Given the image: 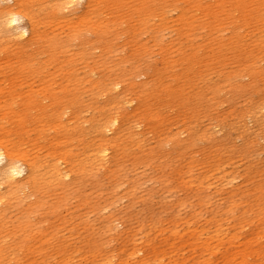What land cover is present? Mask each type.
<instances>
[{"label":"rangeland","instance_id":"374dc122","mask_svg":"<svg viewBox=\"0 0 264 264\" xmlns=\"http://www.w3.org/2000/svg\"><path fill=\"white\" fill-rule=\"evenodd\" d=\"M111 1L112 0H102L99 4L101 11L92 18L91 22L81 24L78 32L71 30L70 26L75 23L77 16L83 12L84 2L73 6L69 10L66 9L58 13V16H64L61 19H59V17L49 21L46 17H40L38 30L41 34L39 38L27 44V46L18 53L10 51L11 46L7 45L8 43L5 38L0 42V105L3 104L6 99L13 98L11 106L13 112H15L13 114L4 115L0 111V144L2 146L8 149L11 147L9 150L13 148L15 150L14 153L18 156L24 155L26 158L32 157L35 160L47 158V156L50 155V146L47 141L49 134L56 133L58 135V133L65 130L67 127L63 125V123H66L68 126H72L76 123L73 119L72 110L63 107L64 102L69 98H72L73 105L83 101V105L78 112L80 116L78 122L85 127L82 125L79 126L82 135H75L72 137V144L69 145L67 151L76 153L80 151L87 142H91L90 137H96L91 125V123H93L91 117L94 115L97 108L100 110V106L112 116L118 115L120 117L119 123L123 124L121 126L122 129L117 131V134L112 132V130L105 134L104 139L106 140L103 141V144L108 149L107 157H103L100 161L97 157L93 156L86 158L85 163L79 166L84 170L83 173H77L74 170H77V167L74 166V162L60 161V166L70 168L71 173L70 176L65 179V181L70 182V184L66 189L64 188L67 195L64 199V206H62L60 210V215H63L59 216V219L57 217L56 220V217L51 213L53 205L56 203L57 196L61 195L62 189L59 184L48 186L47 189H44L38 195H32V191L26 189V193L29 195L24 197L18 205L14 204L12 199L8 201L7 206H10L9 209L4 212L5 214L0 215V228L2 229L11 227V224L15 223L17 218L20 222L23 218L25 219V217L22 216V212L30 207L29 203L34 201V196L42 197L44 205L43 208H40L36 213V220H39L41 223L38 221L37 227L33 229L34 231H30L29 237H33V247L31 249L29 247L27 250L23 251L14 248L17 238L11 234H7L5 231H0V246L2 252L0 255V264H7V259L10 257L11 259L9 261L11 263L8 261V264H28V262H31L33 259V257H30L33 253L37 254V264H58L57 262H59V264H101L102 261L104 262L102 264H106L107 260H109L108 263L111 264H121V261H124L125 258V260L132 261L133 259L137 260L141 258L142 255L148 256V258L149 256L153 257V250L151 248L153 246H150L153 245V243L158 245L159 249L162 248V252L168 250L166 253L163 252V254H165V262L168 259H176L180 262L185 261L187 262L186 264H193L194 262L195 264H207L208 262L203 263V261L209 256L210 251L207 252V249H203L201 246V248H199V246L197 247L195 244L200 245L199 243H201V241L208 240V242L213 241L210 243L215 246L221 240L219 239V241H217L219 236L222 238L221 241L224 240L226 242V235H228V233L238 234L239 240L243 242L245 238L254 237L253 235L258 230L262 229V231H264V203H262L264 202V113L259 111L264 101V0H253L254 2H252V0H223L225 3L224 9L216 17H214L212 13H207V11L210 10L209 7H214V0H193L199 5V9H196L197 7H194L191 1L174 0L169 6L164 7V5L168 3L167 0H153V15L148 19L146 26L135 30L136 22H128L125 16L122 15L121 20L112 18V20L109 21L110 28L102 38L100 33L104 31L103 27L99 25V20H102L101 16L103 19H108L109 15H111V10L109 9L110 4H107V2ZM260 2L262 4L259 6ZM10 3L12 4V2ZM137 4L138 0L136 5ZM163 7V12H161ZM117 9L121 13L124 12L122 6L119 4L117 5ZM185 16L186 18L182 19V17ZM186 19L191 20L188 22V27V20ZM94 20L96 21L94 22ZM92 23L99 25V27L92 25ZM22 25H28V20L23 19ZM160 27H163V29L158 31ZM51 42H53V44H50ZM63 42L66 43L64 47L61 46ZM139 45L144 46V49L139 48ZM169 45L170 48H168ZM3 49L5 50L2 52ZM82 52H84V57L82 56ZM181 58L184 59L181 60ZM26 60H28L30 65L29 68L21 66L24 63L23 61ZM96 82L99 83L98 88L103 86L109 88L105 89L107 93L98 92V88H94ZM114 83H117V85L115 86ZM171 87L179 88L182 93H179V96L175 95V92H171ZM30 92H33L32 101L28 97V93ZM10 93L13 96H11ZM109 97H116L120 101L117 103L108 102ZM61 103L62 107L60 106ZM55 107L63 108L65 113L58 118L60 126L57 127L58 129H55L54 132L52 129H46L48 125H44L43 127L41 124H44V121L41 119L48 115L46 113ZM156 110H158V113H156ZM238 115L244 117L240 116V118H237ZM18 119L22 122V127L17 125L16 121ZM252 122L255 123L252 124ZM86 123L89 127L86 126ZM261 123H263V125ZM238 125L242 127L239 128L240 126ZM250 125L253 126L250 127ZM242 128H246L245 131ZM82 129H84V131ZM242 130L244 131L243 133ZM201 132L202 134H200ZM109 136L110 138H108ZM128 136L129 138H127ZM247 142H249L248 145ZM244 143L245 145H243ZM183 146L185 149L182 148ZM63 151H65V147H63ZM205 159L209 160L206 161ZM48 160L51 161L49 158ZM199 162L200 164H198ZM92 163L94 165H92ZM203 164L204 166L202 167L201 165ZM116 167L117 172H115ZM217 167H221V170L220 168L217 169ZM188 177L193 178L189 179ZM203 177L204 179H202ZM188 182L190 185H188ZM256 182H258V185ZM199 184H201L200 186H204L198 187ZM206 184L208 187H205ZM254 185L257 188H255ZM256 189H260L263 193L261 191L258 192ZM237 190L241 192H237ZM247 191H250V194L247 193ZM251 191H253V193ZM129 193L131 195H128ZM260 193H262L261 196L259 195ZM237 194L241 195L239 196ZM253 195H255L256 198ZM120 196L123 197L121 198ZM242 196H245V198ZM247 197L251 201H249ZM257 199L259 202H257ZM195 200L199 202L194 203ZM242 200H244V202ZM260 200L263 201L260 202ZM239 201L243 204L238 203ZM202 202H204V204ZM245 202H247V204H245ZM190 203H192V205ZM237 204H241V206ZM191 206H193V208ZM231 206L233 207L231 208ZM249 206L256 209L252 210ZM1 208H3V205H0V209ZM236 208L238 209L236 210ZM168 209H176L177 212L176 210L169 211ZM189 209L190 211H188ZM182 210L184 212H182ZM114 211L117 213L115 214ZM241 211L242 213H240ZM254 211L257 212L256 215L259 213L260 217L255 216ZM166 212L168 214L171 212L175 213L177 217H173L175 215L172 213L168 215ZM186 212L188 214H186ZM192 212L195 215H192ZM209 212L210 214H207ZM231 212H233V215L235 214L234 216L231 215L233 220L230 219V216L228 217ZM74 213L76 215H74ZM183 213H185V217ZM216 213H218V216L215 215ZM250 213L251 216H249ZM107 214L110 216L107 218L108 220L110 219V221L105 219L108 217ZM121 214L124 218H121L122 216L120 217ZM189 214L194 216V221L190 218ZM181 216H183V218ZM198 217L200 218L198 219ZM207 217H211L210 220ZM233 217L237 218L235 219ZM148 218L149 220H147ZM150 218H152L154 222L156 220L160 222L156 221L154 223ZM219 218H221V221ZM223 218L226 222L222 221ZM80 219L83 222L85 220L87 221L83 224ZM177 219L182 221L179 222ZM243 219L244 221L242 222ZM29 220L32 222L36 221L33 219ZM237 220H239V222ZM251 220L254 221V224H252ZM169 221H171V225L168 224ZM201 221H203V226L201 225ZM234 222L236 226L238 224L240 225H238L239 228L233 224ZM247 222L251 224H247ZM106 223L108 226L105 227ZM114 223L116 225H114ZM214 223H216L217 227ZM224 223L229 228H224L226 227ZM51 224L57 225V228L61 227L63 230L61 229L55 235L56 237H54L50 243H47V239L51 237L50 233L51 235L54 234V231L49 228ZM143 224L146 225L144 226ZM154 224H156V227ZM62 225L65 226L63 227ZM184 225H187V227ZM73 226L76 227L74 228ZM80 226H85V229L83 230ZM163 226L164 228H162ZM174 226L177 227L175 228ZM218 226L221 227L218 228ZM232 226L235 227L233 228ZM259 226H261V228H259ZM147 227H150V229ZM194 227H196V230H193ZM64 228H67V230ZM133 228L134 230L132 231ZM136 228H138V230H136ZM151 228H153V230ZM188 228L190 230L192 229L194 232L196 231V233L197 231L199 232L196 234L198 237L194 236L196 237V241L198 239L197 243L194 237L189 238L192 232L188 230ZM104 229H106V231H104ZM170 229H173L174 232L179 231L178 233H180V236L175 238V235L172 234V230L170 234ZM127 230H129V232ZM255 230L257 231L255 232ZM187 231H190V234ZM226 231L228 233H226ZM100 232H103L105 236ZM184 232L186 235H189V237H186ZM88 233L90 235L92 234V236ZM144 233L145 235L147 234L146 237ZM119 234L121 236H119ZM124 234H126V237ZM201 234L203 238H201ZM61 235L63 237H61ZM77 235H79V238ZM93 235L95 238L97 237V240L94 239ZM100 235L102 236L100 237ZM214 235H217V238H215ZM223 235L225 236L223 237ZM134 236L140 239L137 237L134 238ZM153 237H155V240ZM85 238L87 239L85 240ZM145 238L149 241L145 242ZM213 238L216 241H214ZM54 239L57 240L56 242L59 240V243H56ZM115 239L120 242L119 244L125 243L119 245L118 241ZM191 239L194 242L193 245H189L192 242ZM263 239H259V243L257 242L258 244L252 243L251 249L256 250L259 246L261 250L257 249L260 251L258 257L253 254L248 257L249 260H251L250 262L259 264L262 263L260 262L261 260L264 261V253L261 254L264 252ZM153 240L154 242H152ZM163 240L171 245V250L175 248V246L177 248L169 252L170 245L167 244L169 245L167 246L164 242L162 243L161 241ZM185 240L187 242H185ZM107 241H111V243ZM171 241H174V243ZM225 242H222L223 246L219 245L220 249L217 250L218 253L214 255V257L212 256L213 259H211L208 264H220L222 255L225 253L226 249L235 250L238 248L236 246L231 247ZM131 243L133 244L131 245ZM180 243H182L181 246L185 245L182 246L184 247L183 249L179 246ZM185 243L189 245L186 250ZM11 244H13V246H11ZM53 244L54 246H58L59 244L60 248H56V246L53 247ZM90 244L93 245L94 248L93 246L90 248ZM108 244H110L111 247ZM117 244L119 246H116ZM68 245L70 247H68ZM98 245L99 248H97ZM66 246L68 248L67 250L65 249ZM103 246H105V248ZM107 246L110 247V249ZM192 246L195 248L193 249ZM61 247H65L64 250ZM101 247L103 248L101 249ZM134 247L144 248L143 253H140L141 256L137 254L139 257L129 259V251L135 249ZM189 247L193 249L191 250L194 251V253H192ZM37 248L41 249L38 250ZM58 248V253L61 254H57L56 250ZM88 248L89 250H86ZM96 248L99 250L100 254H102L98 255V259L96 258L93 260V258L88 257V255L92 253L90 249L96 250ZM119 248L120 250H118ZM121 248L123 252H121ZM77 249H79V253L74 254V251ZM81 250L85 251L82 252ZM144 250H146V253ZM68 251L70 252L67 253ZM112 251L113 253H110ZM180 251L182 253H180ZM62 252H64V255ZM171 252L176 253L171 254ZM106 253L108 255H103ZM124 253L127 254L124 255ZM168 253L170 254L168 255ZM44 254L49 255V257H47V255L44 256ZM72 254L74 255L71 256ZM84 254L86 255L84 256ZM82 255L83 257H81ZM60 256H62V259L59 258ZM66 256H71L70 258L73 260L70 259L69 263L66 262L67 260H63ZM114 256H116V259ZM182 256L186 258L184 259ZM187 256L191 257L190 260ZM197 256L199 257L196 258ZM200 256H202L201 259ZM50 257L51 259L55 257V259H53L54 261L51 260ZM77 257L81 258L78 259ZM84 257H86L87 261L83 259ZM88 258H90L91 261ZM103 258L107 259L105 260ZM46 259H48V261H46ZM258 260L259 262H257Z\"/></svg>","mask_w":264,"mask_h":264},{"label":"bare ground","instance_id":"6f19581e","mask_svg":"<svg viewBox=\"0 0 264 264\" xmlns=\"http://www.w3.org/2000/svg\"><path fill=\"white\" fill-rule=\"evenodd\" d=\"M168 1V3L167 4H165L164 5V7L165 6H169L170 4H171V2H174V0H167ZM189 1H191V4L194 6V7H197L196 9H199V5H197L196 4V2L195 1H193V0H185V2H189ZM255 1V0H254ZM253 0H252V2H254ZM10 2H12V4L10 3ZM84 2V4H83V12L79 15V16H77V20L75 21V23H73L71 26H70V29L71 30H73L74 32H78V29H79V27L81 26V24H84V23H89V22H91V20H92V18L93 17H95L98 13H99V11H101L100 10V7H99V4L102 2V0H0V42L3 40V38H5L6 39V41H7V45H10L11 46V49H10V51L11 52H15V53H18V52H20L22 49H24V47L25 46H27V44H29V43H31L33 40H36V39H38L39 38V36H40V31L38 30V24L40 23V17H46V18H48V20L49 21H51V20H54V19H57V18H59V19H61V18H63L64 16H58L57 14L58 13H61L63 10H69L70 8H72L73 6H75V5H77V4H81V3H83ZM141 2V3H140ZM136 3H137V0H112L111 2H107V4L109 5L110 4V6H109V9L111 10V15H109V17H108V19H103V17L101 16V18H102V20H99V22H100V24L99 23H97V24H99V25H101L102 27H103V33H100V31H99V33H100V36L103 38L104 36H105V34H106V32H108V30H109V28H110V23H109V21H111L112 20V18H115V19H117V20H121L122 19V15H124L125 16V19L126 20H128V22H136V24H135V30H137V29H140L141 27H144V26H146V24H147V21H148V19H150L151 18V16L153 15V9H152V5H154V3H153V0H138V4L136 5ZM121 5L122 6V8H123V10H124V12L123 13H121V12H119L118 11V9H117V5ZM225 3H224V1L223 0H214V7H209L210 8V10L209 11H207V13H212L213 15H214V17H216L223 9H224V5ZM262 3L260 2L259 3V6L261 5ZM164 7L162 8V11L161 12H163V9H164ZM42 15V16H41ZM160 16V15H159ZM186 18V16L185 17H182V19H185ZM23 19H27L28 20V25H22V22H23ZM186 20H188L187 21V23L188 22H190L191 20L190 19H186ZM96 20H94V22H95ZM27 22V21H26ZM105 22V23H104ZM92 25H95L96 27H99V25H96L95 23H92ZM188 25H189V23L187 24V27H188ZM163 29V27H160L159 29H158V31H161ZM54 36H55V34H54ZM50 44H53V42H51ZM66 45V43L65 42H63V44L61 45V46H65ZM106 46V45H105ZM139 48H142V49H144V46H138ZM168 48H170V45H169V47ZM1 49V48H0ZM5 49H3L2 50V52L4 51ZM82 56L84 57V52H82ZM192 58V57H191ZM182 59H184V58H181V60ZM171 60V59H170ZM180 60V61H181ZM197 61H198V59H197ZM24 63L21 65L22 67H24V68H29V63H28V60H26V61H23ZM173 63H174V61H173ZM251 63V62H250ZM249 63V64H250ZM171 66V65H170ZM252 66V65H251ZM163 74V73H162ZM259 75H261V74H259ZM258 78H260V77H258ZM257 78V79H258ZM80 82V81H79ZM115 84V83H114ZM117 85V83L115 84V86ZM98 86H99V83L98 82H96L95 84H94V88H98ZM105 89H109V88H107V87H105V86H103V87H99L98 88V92H104V93H107V90H105ZM171 92L172 93H174L175 92V95H177V96H179L178 94L179 93H182L181 92V90L179 89V88H177V87H171ZM11 94V93H10ZM32 94H33V92H30V93H28V97L30 98V100L32 101L33 100V97H32ZM183 94H185V93H183ZM11 96H13L12 94H11ZM185 97V96H184ZM181 98V97H180ZM187 100V99H186ZM192 100V99H191ZM190 100V101H191ZM247 100V99H246ZM120 100L118 99V98H116V97H109V100H108V102H115V103H117V102H119ZM247 101H249V100H247ZM247 101H245V102H247ZM251 101V100H250ZM254 102V101H253ZM260 102V101H259ZM12 103H13V98H10V99H6L5 100V102L3 103V104H1L0 105V111L4 114V115H8V114H13V113H15V112H13V110H12ZM184 103V102H183ZM182 103V104H183ZM196 103V102H195ZM200 103V102H199ZM73 103H72V98H69L68 100H66V102H64V105H63V107H66L67 109H71L72 110V115H73V119L76 121V123L74 124V125H72V126H68V125H66V123L64 124L63 123V125H65L67 128L65 129V130H63L61 133H58V135L55 133V134H49V138L47 139V141H48V145L50 146V151H49V156H47V158H42L41 160H38V159H33L32 157H29V158H26L24 155H21V156H18V155H16L15 153H14V149L12 148V150H9V149H11V147H9V149L8 148H6V147H4V146H2L1 144H0V205H3V208H1L0 209V215H3V214H5L4 212H6L8 209H9V207L10 206H7V203H8V201L10 200V199H12L13 200V203L14 204H16V205H18L22 200H23V198L24 197H26V196H28L29 194H27L26 193V189H28V190H31L32 191V195H38L41 191H43L44 189H47L48 188V186H50V185H60L61 186V189H62V191H61V195L60 196H57V199H56V203H54V205H53V208H52V210H51V213L56 217V220H57V217H58V219H59V216H61V215H63V214H61L60 215V210H61V207L62 206H64L63 205V203H64V199H65V197H66V195H67V192L65 191V189L67 188V186H69V184H70V182H68V181H65V179H67V177H69L70 176V168H65V167H61L60 166V161H63V162H66V161H69V162H74L75 163V165L74 166H76L77 167V170L76 169H74L77 173H83L84 172V170L83 169H81L79 166H81V164H83V163H85V160H86V158H90V157H97L98 159H99V161L103 158V157H107L106 155H107V147H105V145L103 144V141L104 140H106V139H104V137H105V134H106V132H108V131H110V130H112V132H114L115 134H117V131H120L122 128H121V126L123 125V124H120L119 123V116L117 115H111V114H109L105 109H103L101 106L99 107V109L100 110H98V108L95 110V113H94V115L91 117V121L93 122V123H91V125H92V128H93V132H94V135L96 136V137H90V139H91V142L89 141V142H87L86 144H85V146H83L82 147V149L80 150V151H78V152H76V153H73L72 151H67L68 150V148H69V145L70 144H72V141H73V139H72V137L73 136H75V135H82V133H81V129L79 130V126H81L82 124H79V122H78V119H79V111H80V109H81V106L83 105V101H80V103L78 104V102L75 104V105H73L74 107H76V108H74L73 106ZM120 105V104H119ZM196 105V104H195ZM60 106L62 107V103L60 104ZM111 106V105H110ZM260 107V106H259ZM115 108V107H114ZM246 108V107H245ZM261 110H259V111H261V112H263L264 113V101H263V103H262V105H261ZM50 110V109H49ZM248 110V109H247ZM254 110H257V109H254ZM263 110V111H262ZM258 111V110H257ZM71 112V111H70ZM116 112V111H115ZM250 112L252 113V111L250 110ZM64 113H65V111H64V109L63 108H58V107H55L54 109H52V110H50L49 112H47L46 114H48V115H46V116H44L43 117V119H41L42 121H44V124L42 123L41 125L44 127V125H48V128H46V129H52L54 132H55V129H58L57 127H59L60 126V124H59V121H58V118L59 117H61V115H64ZM156 113H158V110H156ZM247 113V112H246ZM249 113V112H248ZM245 114V113H244ZM260 114V113H259ZM262 114V113H261ZM153 115H160V114H153ZM245 115H247V114H245ZM255 115V114H254ZM264 115V114H263ZM240 116H242V115H238L237 116V118H240ZM251 116V115H250ZM249 116V117H250ZM63 117V116H62ZM199 117V116H198ZM242 117H244V116H242ZM261 118V117H260ZM262 119V118H261ZM260 119V120H261ZM243 120H245V119H243ZM80 121V120H79ZM85 121V120H84ZM246 121V120H245ZM244 121V122H245ZM255 121V120H254ZM264 121V120H263ZM140 122V121H139ZM236 122V121H235ZM235 122H233V123H235ZM239 122H240V120H239ZM244 122H242V123H244ZM259 122V121H258ZM257 122V123H258ZM16 123H17V125H19V127H22L23 125H22V122L18 119L17 121H16ZM249 123V122H248ZM253 123H255V122H252V124ZM264 123V122H263ZM263 123H261L262 125H263ZM133 124H135V123H133ZM238 124V123H237ZM241 124V123H240ZM235 125V124H234ZM248 125V124H247ZM83 126V125H82ZM86 126H87V123H86ZM129 126V125H128ZM238 126H240V125H238ZM243 126H244V124H243ZM249 126V125H248ZM253 126V125H252ZM251 125H250V127H252ZM83 127H85V126H83ZM87 127H89V126H87ZM139 127V126H138ZM164 127V126H163ZM219 127H222V126H219ZM225 127V126H224ZM242 126H240L239 128H241ZM258 127V126H257ZM125 128V127H124ZM130 128H131V126H130ZM165 128V127H164ZM233 128H234V126H233ZM248 128V127H247ZM160 129H162V128H160ZM238 129V128H237ZM243 129V128H242ZM246 129V128H245ZM245 129H243L244 131H245ZM258 129V128H257ZM83 131H84V129H82ZM221 130V129H220ZM239 130H241V129H239ZM242 130V133L244 132ZM166 131V130H165ZM189 131V130H188ZM201 131H203V130H201ZM258 131V130H257ZM257 131H254V132H257ZM56 132H57V130H56ZM127 132V131H126ZM128 132H130V131H128ZM208 132V131H207ZM238 132V131H237ZM241 132V131H240ZM248 132H249V130H248ZM261 132V131H260ZM264 132V131H263ZM137 133V132H136ZM188 133V132H187ZM190 133V132H189ZM205 133V132H204ZM209 133V132H208ZM126 134H128V133H126ZM200 134H202V132L200 133ZM206 135V134H205ZM211 135H213V134H211ZM241 135V134H240ZM247 135V134H246ZM208 136V135H207ZM210 136V135H209ZM243 136V135H242ZM241 136V137H242ZM248 136V135H247ZM246 136V137H247ZM113 137V136H112ZM137 137H139V136H137ZM170 137V136H169ZM175 137V136H174ZM190 137V136H189ZM193 137V136H192ZM202 137V136H201ZM206 137V136H205ZM249 137V136H248ZM108 138H110V136L108 137ZM127 138H129V136L127 137ZM136 138V137H135ZM176 138V137H175ZM174 138V139H175ZM199 138V137H198ZM197 138V139H198ZM250 138V137H249ZM112 139H114V138H112ZM111 139V140H112ZM170 139V138H169ZM173 139V140H174ZM207 139V138H206ZM243 139H244V136H243ZM142 140V139H141ZM210 141H212V140H210ZM191 142V141H190ZM189 142V143H190ZM228 142V141H227ZM176 143V142H175ZM220 144V143H219ZM222 144V143H221ZM249 144V142H247V145ZM62 145V146H61ZM231 145V144H230ZM229 145V146H230ZM243 145H245V143L243 144ZM72 146H74V145H72ZM175 146H177V145H175ZM189 146V145H188ZM197 146V145H196ZM228 146V145H227ZM59 147H61V148H59ZM63 147H65V151H63ZM215 147V146H214ZM182 148H184V146L182 147ZM185 149V148H184ZM244 150V149H243ZM195 151V150H194ZM226 151V150H225ZM192 152V151H191ZM194 153V152H193ZM180 154H181V152H180ZM212 154V153H211ZM247 154V153H246ZM183 155V154H182ZM186 155V154H185ZM192 155H194V154H192ZM190 156V155H189ZM249 156V155H248ZM179 157H181V156H179ZM184 157V156H183ZM48 158L51 160V161H49L48 160ZM177 158V157H176ZM201 158V157H200ZM219 158V157H218ZM217 158V159H218ZM227 158V157H226ZM65 159V160H64ZM96 159V158H95ZM150 159V158H149ZM172 159V158H171ZM175 159V158H174ZM191 159H193V158H191ZM196 159H199V158H196ZM195 159V160H196ZM216 159V158H215ZM229 159V158H228ZM91 160V159H90ZM89 160V161H90ZM204 160V159H203ZM206 160V159H205ZM209 160V159H208ZM208 160H206V161H208ZM227 160V159H226ZM174 161V160H173ZM183 161V160H182ZM188 161V160H187ZM187 161H185V162H187ZM190 161H192V160H190ZM189 161V162H190ZM194 161V160H193ZM198 161V160H197ZM94 162V161H93ZM184 162V163H185ZM188 162V163H189ZM195 162V161H194ZM232 162V161H231ZM94 163H96V162H94ZM96 164H98V163H96ZM190 164H191V162H190ZM196 164V163H195ZM198 164H200V162L198 163ZM232 164V163H231ZM92 165H94L93 163H92ZM99 165V164H98ZM184 165V164H183ZM193 165H194V163H193ZM192 165V166H193ZM210 165V164H209ZM202 167L204 166V164L203 165H201ZM200 166V167H201ZM190 167V166H189ZM199 167V168H200ZM205 168V167H204ZM213 168H215V167H213ZM218 168H220V170H221V167H217V169ZM263 168V167H262ZM261 168V169H262ZM192 169V168H191ZM223 169V168H222ZM71 170H72V168H71ZM189 170V169H188ZM194 170V169H193ZM255 170V169H254ZM190 171V170H189ZM209 171V170H208ZM217 171V170H216ZM223 171V170H222ZM256 171H257V169H256ZM115 172H117V167L115 168ZM186 172H188V171H186ZM197 172V171H196ZM179 173V172H178ZM177 173V174H178ZM227 173V172H226ZM76 174V173H75ZM181 174V173H180ZM184 174V173H183ZM186 174V173H185ZM214 174H215V172H214ZM235 175V174H234ZM122 176V175H121ZM185 176V175H184ZM188 176V175H187ZM196 176V175H195ZM227 176V175H226ZM193 177H194V175H193ZM193 177H190V178H193ZM205 177V176H204ZM204 177L202 178V179H204ZM214 177V176H213ZM217 177V176H216ZM264 177V176H263ZM189 178V177H188ZM189 178V179H190ZM198 178V177H197ZM260 178V177H259ZM138 179V178H137ZM208 179V178H207ZM210 179V178H209ZM216 179H218V178H216ZM224 179V178H223ZM222 179V180H223ZM231 179V178H230ZM162 180V179H161ZM180 180H183V179H180ZM188 180V179H187ZM195 180H196V178H195ZM194 180V181H195ZM221 180V181H222ZM225 180V179H224ZM189 181V180H188ZM202 181V180H201ZM220 181V182H221ZM228 181H229V179H228ZM227 181V182H228ZM233 181H235V180H233ZM162 182V181H161ZM177 182H178V180H177ZM182 182V181H181ZM211 182V181H210ZM145 183V182H144ZM183 183V182H182ZM191 183V182H190ZM219 183V182H218ZM260 183V182H259ZM160 184H162V183H160ZM179 184V183H178ZM192 184V183H191ZM256 184L258 185V182H256ZM255 184V185H256ZM163 185V184H162ZM161 185V186H162ZM188 185H190L189 184V182H188ZM201 184H199L198 185V187L200 186ZM227 185V184H226ZM254 185V186H255ZM256 185V186H257ZM262 185V184H261ZM179 186V185H178ZM184 186V185H183ZM204 186V185H203ZM203 186H200V187H203ZM215 186V185H214ZM223 186V185H222ZM255 186V188H257ZM117 187V186H116ZM116 187H114V188H116ZM187 187H189V186H187ZM205 187H208L207 186V184H206V186ZM212 187H213V185H212ZM218 187V186H217ZM230 187V186H229ZM238 187V186H237ZM262 187V186H261ZM65 188V189H64ZM185 188V187H184ZM196 188V187H195ZM210 188V187H209ZM222 188V187H221ZM220 188V189H221ZM224 188V187H223ZM259 188V187H258ZM131 189V188H130ZM205 189V188H204ZM230 189H234V188H230ZM235 189H236V187H235ZM248 189V188H247ZM4 190V191H3ZM171 190V189H170ZM206 190V189H205ZM257 190V189H256ZM128 191V190H127ZM131 191V190H130ZM164 191H166V190H164ZM195 191V190H194ZM197 191V190H196ZM198 191H199V189H198ZM215 191V190H214ZM239 190H237V192H238ZM258 192L259 191H261L260 189L259 190H257ZM98 192V191H97ZM169 192V191H168ZM210 192V191H209ZM213 192V191H212ZM226 192V191H225ZM233 192V191H232ZM236 192V193H237ZM239 192H241V191H239ZM250 192V191H249ZM248 191H247V193H249ZM252 193H253V191H251ZM255 192V191H254ZM262 193H263V191H261ZM131 193V192H130ZM128 194V195H131V194ZM133 193V192H132ZM166 193V192H165ZM164 193V194H165ZM198 193V192H197ZM214 193H216V192H214ZM218 193V192H217ZM245 193V192H244ZM251 193V194H252ZM262 193H260L259 195L261 196V194ZM98 194V193H97ZM125 194H127V193H125ZM161 194V193H160ZM196 194V193H195ZM194 194V195H195ZM222 194V193H221ZM229 194H231V193H229ZM243 194V193H242ZM250 194V193H249ZM204 195V194H203ZM203 195H202V197H203ZM206 195V194H205ZM212 195V194H211ZM214 195H216V194H214ZM237 195H241V194H237ZM245 195H246V193H245ZM257 195V194H256ZM258 195V196H259ZM162 196H163V194H162ZM165 196V195H164ZM213 196V195H212ZM253 196H255V195H253ZM264 196V195H263ZM35 197V199H34V201H32V202H30L29 203V206L30 207H28V209L27 210H25V211H23L22 212V216L23 217H25V219L23 218V220L20 222L19 220H17L16 219V221H15V223H12L11 224V227H5V228H0V231H5L7 234H11L12 236H14L15 238H17V241H16V243H15V247L14 248H16V249H21V250H23V251H25V250H27L29 247H30V249L33 247V237H29V235H30V233L31 232H33L34 230L33 229H35L36 227H37V224H38V221L39 220H36L37 218H36V213L39 211V209L40 208H43V205H44V202H43V198L42 197H36V196H34ZM121 197V196H120ZM123 197V196H122ZM121 197V198H122ZM210 197V196H209ZM224 197V196H223ZM226 197V196H225ZM229 197V196H228ZM243 197V196H242ZM251 197V196H250ZM165 198V197H164ZM199 198V197H198ZM197 198V199H198ZM212 198V197H211ZM234 198H236V197H234ZM243 198H245V196L243 197ZM255 198H256V196H255ZM166 199V198H165ZM186 199V198H185ZM195 199V198H194ZM206 199V198H205ZM237 199H239V198H237ZM247 199H248V197H247ZM260 199V198H259ZM109 200V199H108ZM107 200V201H108ZM114 200V199H113ZM163 200V199H162ZM215 200V199H214ZM228 200H230V199H228ZM227 200V201H228ZM249 200V199H248ZM164 201H166V200H164ZM191 201V200H190ZM190 201H188V202H190ZM200 201H201V199H200ZM208 201V200H207ZM243 202H244V200H242ZM249 201H251V200H249ZM263 200H260V202H262ZM95 202V201H94ZM111 202H112V200H111ZM181 202V201H180ZM187 202V201H186ZM198 203L199 201H196L195 200V202L194 203ZM219 202V201H218ZM229 202H232V201H229ZM257 202H259L258 201V199H257ZM102 203H105V202H102ZM114 203V202H113ZM203 204H204V202H202ZM217 203V202H216ZM238 203H242V202H238ZM253 203H254V201H253ZM262 203H264V202H262ZM115 204V203H114ZM114 204H112V205H114ZM178 204H179V202H178ZM180 204H182V203H180ZM188 204V203H187ZM191 205H192V203H190ZM189 204V205H190ZM203 204H200L201 206L203 205ZM214 204V203H213ZM222 204V203H221ZM227 204V203H226ZM243 204V203H242ZM245 204H247V202H245ZM250 204H251V202H250ZM249 204V205H250ZM257 204V203H256ZM105 205V204H104ZM108 205H110V204H108ZM186 205V204H185ZM189 205H187V206H189ZM225 205V204H224ZM235 205V204H234ZM237 205H239V206H241V204H237ZM236 205V206H237ZM252 205V204H251ZM254 205H255V203H254ZM258 205V204H257ZM102 206V205H101ZM176 206V205H175ZM178 206V205H177ZM182 206V205H181ZM204 206V205H203ZM226 206V205H225ZM113 207V206H112ZM173 207V206H172ZM183 207V206H182ZM181 207V208H182ZM192 208H193V206H191ZM209 207V206H208ZM220 207V206H219ZM233 206H231V208H232ZM249 207H251L252 208V210L254 209H256V208H253L252 206H249ZM257 207V206H256ZM261 207V206H260ZM84 208V207H83ZM95 208H97V207H95ZM186 208V207H185ZM203 208V207H202ZM205 208V207H204ZM213 208V207H212ZM228 208V207H227ZM251 208H249V209H251ZM109 209V208H108ZM176 209H178V208H176ZM175 209V210H176ZM180 209V208H179ZM182 209H184V208H182ZM211 209V208H210ZM238 208H236V210H237ZM248 209V210H249ZM169 210V209H168ZM172 210V209H171ZM171 210H169V211H171ZM175 210H172V211H175ZM186 210V209H185ZM191 210H193V209H191ZM204 210H206V209H204ZM219 210H220V208H219ZM227 210V209H226ZM230 210V209H229ZM242 210V209H241ZM247 210V209H246ZM245 210V211H246ZM87 211V210H86ZM91 211V210H90ZM118 211V210H117ZM188 211H190V209L188 210ZM207 211H208V209H207ZM210 211H212V210H210ZM224 211V210H223ZM232 211V210H231ZM244 211V212H245ZM256 211H258V210H256ZM262 211V210H261ZM264 211V210H263ZM115 212V211H114ZM176 212H177V210H176ZM182 212H184L183 210H182ZM181 212V213H182ZM195 212V211H194ZM236 212V211H235ZM252 212V211H251ZM255 212V211H254ZM71 213V212H70ZM78 213V212H77ZM110 213H112V212H110ZM117 212H115V214H116ZM167 213V212H166ZM172 213V212H171ZM171 213H169V214H171ZM180 213V212H179ZM191 213V212H190ZM193 213V212H192ZM204 213V212H203ZM224 213V212H223ZM230 213V212H229ZM229 213H227V214H229ZM240 213H242V211L240 212ZM247 213H248V211H247ZM256 213L257 212H255V216H259V213H258V215H256ZM262 213V212H261ZM161 214V213H160ZM168 214V213H167ZM168 214V215H169ZM172 214H174L175 216H173V217H177V215L175 214V213H172ZM184 214V217H185V213H183ZM186 214H188L187 212H186ZM207 214H210V212L209 213H207ZM218 213H216L215 215H217ZM69 215V214H68ZM74 215H76L75 213H74ZM113 215H114V213H113ZM155 215H156V213H155ZM162 215V214H161ZM192 215H195L194 213L192 214ZM192 215H190L189 214V216H190V218H194V216H192ZM223 215V214H222ZM226 215V214H225ZM231 215H233V212H231V214L230 215H228V217L230 216L231 217ZM235 215V214H234ZM233 215V216H234ZM238 215V214H237ZM83 216V215H82ZM107 216H108V214H107ZM122 216V214L120 215V217ZM157 216V215H156ZM171 216V215H170ZM199 216V215H198ZM206 216V215H205ZM204 216V217H205ZM218 216V215H217ZM239 216H240V214H239ZM241 216H242V214H241ZM246 216V215H245ZM248 216V215H247ZM249 216H251V213H250V215ZM72 217V216H71ZM110 216H108V217H104L105 219H107V218H109ZM114 217V216H113ZM160 217V216H159ZM158 217V218H159ZM172 217V218H173ZM179 217V216H178ZM182 218H183V216H181ZM180 217V218H181ZM201 217V216H200ZM200 217H198V219L200 218ZM211 217H212V215H211ZM211 217H207L209 220H210V218ZM227 217V216H226ZM260 217V216H259ZM259 217H258V219H259ZM69 218V217H68ZM117 218V217H116ZM119 218V217H118ZM121 218H124L123 216L121 217ZM156 218V217H155ZM168 218H171V217H168ZM189 218V219H190ZM213 218H214V215H213ZM218 218V217H217ZM233 218H235V217H233ZM237 218V217H236ZM235 218V219H236ZM242 218H243V216H242ZM242 218H240V219H242ZM246 218V217H245ZM251 218V217H250ZM252 218H253V216H252ZM29 219H33V220H36V221H34V222H32L31 220H29ZM113 219V218H112ZM111 219V220H112ZM114 219H115V217H114ZM139 219H141V218H139ZM143 219V218H142ZM151 220H153L152 218H150ZM167 219V218H166ZM174 219V218H173ZM172 219V220H173ZM179 219V218H178ZM177 219V221H179ZM196 219V218H195ZM230 219H232V217L230 218ZM239 219V220H240ZM247 219V218H246ZM68 220V219H67ZM81 220V219H80ZM83 220H84V218H83ZM108 220V219H107ZM106 220V221H107ZM119 220V219H118ZM145 220V219H144ZM144 220H142V221H144ZM147 220H149V218L147 219ZM156 220V219H155ZM167 220H169V219H167ZM201 220V219H200ZM202 220H203V218H202ZM216 220V219H215ZM214 220V221H215ZM219 220L221 221V218H219ZM233 220V219H232ZM239 220H237L238 222H239ZM248 220V219H247ZM246 220V221H247ZM66 221V220H65ZM70 221V220H69ZM77 221V220H76ZM76 221H75V223H76ZM82 221V220H81ZM85 221H87V220H85ZM84 221V222H85ZM108 221H110V219L108 220ZM156 221H159V220H156ZM155 221V222H156ZM163 221H164V219H163ZM175 221H176V219L174 220V225H175ZM182 221V220H181ZM181 221H179V222H181ZM187 221V220H186ZM193 221H194V219H193ZM199 221V220H198ZM204 221H205V219H204ZM211 221H213V220H211ZM210 221V222H211ZM222 221H224V222H226L225 220H224V218H223V220ZM244 221V219L242 220V222ZM250 221V220H249ZM252 221V220H251ZM51 222V221H50ZM61 222H62V220H61ZM60 222V223H61ZM80 222V221H79ZM83 222V221H82ZM84 222H83V224H84ZM113 222V221H112ZM118 222V221H117ZM141 222V221H140ZM153 222H154V220H153ZM154 222V223H155ZM160 222V221H159ZM166 222V221H165ZM178 222V223H179ZM195 222H196V220H195ZM202 222V226H203V221H201ZM237 222V223H238ZM242 222H240V223H242ZM254 221H252V224H254L253 223ZM256 222V221H255ZM264 222V221H263ZM39 223H41L40 221H39ZM63 223V222H62ZM67 223V222H66ZM75 223H73V224H75ZM90 223V222H89ZM144 223V222H143ZM164 223V222H163ZM171 223V221H169V223L168 224H170ZM177 223V222H176ZM194 223V222H193ZM208 223H209V221H208ZM212 223V222H211ZM222 223V222H221ZM230 223V222H229ZM228 223V224H229ZM236 223V224H237ZM245 223V222H244ZM249 222H247V224H248ZM258 223V222H257ZM65 224V223H64ZM82 224V223H81ZM91 224V223H90ZM109 224V223H108ZM113 224V223H112ZM112 224H111V226H112ZM139 224V223H138ZM142 224V223H141ZM153 224V223H152ZM158 224H160V223H158ZM161 224H162V222H161ZM160 224V225H161ZM172 224V223H171ZM170 224V225H171ZM179 224H181V223H179ZM184 224H185V220H184ZM192 224V223H191ZM210 224V223H209ZM215 224V226H216V223H214ZM225 224V223H224ZM234 225H235V222L233 223ZM249 224H251V223H249ZM259 224H260V222H259ZM61 225V224H60ZM59 225V226H60ZM76 225V224H75ZM86 225V224H85ZM114 225H116L115 223H114ZM144 225V224H143ZM143 225H141V226H143ZM146 225V224H145ZM144 225V226H145ZM155 225V227H156V224H154ZM153 225V226H154ZM159 225V226H160ZM167 225V224H166ZM169 225V226H170ZM176 225H178V224H176ZM200 225V226H201ZM218 225V224H217ZM239 225V224H238ZM238 225L236 226V227H238ZM241 225H244V224H241ZM63 227L65 226V225H62ZM97 226V225H96ZM101 226V225H100ZM106 226H108L107 225V223H106V225H105V227ZM134 226V225H133ZM137 226V225H136ZM152 226V225H151ZM159 226H157V227H159ZM182 226V225H181ZM180 226V227H181ZM184 226H186L187 227V225H184ZM193 226V225H192ZM198 226V225H197ZM206 226V225H205ZM209 226V225H208ZM225 226H226V224H225ZM229 226H231V225H229ZM234 226V227H235ZM240 226V225H239ZM257 226V225H256ZM74 227V226H73ZM76 227V226H75ZM74 227V228H75ZM81 227V226H80ZM92 227V226H91ZM113 227V226H112ZM131 227V226H130ZM166 227V226H165ZM167 227H168V225H167ZM175 227V226H174ZM174 227H173V229H174ZM177 227V226H176ZM175 227V228H176ZM212 227V226H211ZM217 227V226H216ZM219 227H221V226H218V228ZM223 227V226H222ZM233 227V226H232ZM231 227V228H232ZM233 227V228H234ZM255 227V226H254ZM49 228L52 230V231H54V234L53 235H51V233H50V236L51 237H49L48 239H47V243H50L51 242V240L54 238V237H56L55 235L62 229L61 227L60 228H57V225H53V224H51L50 226H49ZM48 228V229H49ZM56 228V229H55ZM72 228V227H71ZM79 228V227H78ZM81 228H83V230L85 229V226L84 227H81ZM97 228V227H96ZM104 228V227H103ZM148 229H150V227H147ZM162 228H164V226L162 227ZM185 228V227H184ZM191 228V227H190ZM207 228H209V227H207ZM224 228H229V227H224ZM223 228V229H224ZM239 228V227H238ZM250 228H251V226H250ZM256 228V227H255ZM254 228V229H255ZM259 228H261V226H259ZM42 229V228H41ZM49 229V230H50ZM65 230H67V228H64ZM100 229V228H99ZM110 229V228H109ZM124 229V228H123ZM141 229H143V228H141ZM145 229V228H144ZM152 230H153V228H151ZM173 229H170L169 230V232L172 230L173 231V233H172V231L170 232V234L172 233L173 235H175V238H177V236H180L179 234L180 233H178L177 231H175L174 232V230ZM179 229V228H178ZM196 230V227H194L193 228V230ZM200 229H203V228H200ZM204 229H206V228H204ZM223 229H221V230H223ZM242 229V228H241ZM240 229V230H241ZM247 229V228H246ZM252 229V228H251ZM32 230V231H31ZM38 230V229H37ZM63 230V229H62ZM78 230H80V229H78ZM98 230V229H97ZM134 230V228L132 229V231ZM136 230H138V228H136ZM140 230V229H139ZM151 230V231H152ZM155 230V229H154ZM187 230V229H186ZM188 230H190L189 228H188ZM206 230H209V229H206ZM231 230V229H230ZM239 230V229H238ZM248 230H250V229H248ZM253 230V229H252ZM31 231V232H30ZM40 231V230H39ZM46 231V230H45ZM69 231V230H68ZM67 231V232H68ZM92 231V230H91ZM104 231H106V229H104ZM126 231V230H125ZM128 232H129V230H127ZM143 231V230H142ZM157 231V230H156ZM181 231V230H180ZM191 232H192V234H191V237H189V235H186V233H185V235H186V237L188 236L189 238H193L194 236H196V234L197 233H199L198 231H197V233H196V231L194 232V231H192V229L190 230ZM190 231H187V232H189V234H190ZM205 231V230H204ZM245 231V230H244ZM257 230H255V232H256ZM83 232V231H82ZM95 232V231H94ZM93 232V233H94ZM127 232V233H128ZM147 232V231H146ZM161 232V231H160ZM164 232H165V230H164ZM168 232V231H167ZM203 232V231H202ZM210 232H211V230H210ZM215 232V231H214ZM233 232V231H232ZM236 232V231H235ZM243 232V231H242ZM254 232V231H253ZM264 231H262V229H260V230H258L253 236L254 237H252V238H245L243 235V237L245 238L244 239V241L243 242H241V240H239V236H238V234H231V233H228L227 231H226V233H228V235H226V242L232 247V246H236V247H238L237 249H235V250H229V249H226V251H225V253L222 255L221 253V255H222V258H221V263L220 264H257L256 262L254 263H252V262H250L251 260H249V256L250 255H256V257H258L259 255H260V251L259 250H257V249H260L259 248V246H258V248L256 249V250H254V249H251V246H252V243H257L258 241H259V239H263V236H264V233H263ZM2 233V232H1ZM34 233H36V232H34ZM45 233V232H44ZM47 233V232H46ZM48 233V234H49ZM53 233V232H52ZM62 233V232H61ZM74 233V232H73ZM76 233V232H75ZM84 233V232H83ZM97 233L99 234V232L97 231ZM100 233H102V235H103V232H100ZM124 233V232H123ZM137 233H138V231H137ZM140 233V232H139ZM148 233V232H147ZM166 233V232H165ZM164 233V234H165ZM205 233V232H204ZM203 233V234H204ZM220 233H222V232H220ZM223 233H224V231H223ZM237 233H238V231H237ZM239 233H241V232H239ZM244 233V232H243ZM251 233V232H250ZM47 234V235H48ZM68 234H70V233H68ZM67 234V235H68ZM89 234V233H88ZM106 234V233H105ZM132 234V233H131ZM136 234V233H135ZM140 234H142V233H140ZM151 234V233H150ZM149 234V235H150ZM161 234H162V232H161ZM167 234H169V233H167ZM183 234V233H182ZM217 234H219V233H217ZM249 234V233H248ZM43 235V234H42ZM67 235H66V237H67ZM90 235V234H89ZM102 235H100V237L102 236ZM121 235H122V233H121ZM120 234H119V236H121ZM125 235V237H126V234H124ZM129 235V234H128ZM143 235V234H142ZM144 235H145V233H144ZM147 235V234H146ZM146 235H145V237H146ZM152 235V234H151ZM155 235V234H154ZM184 235V234H183ZM184 235V236H185ZM200 235V234H199ZM33 236V235H32ZM38 236H39V234H38ZM75 236V235H74ZM73 236V237H74ZM78 236V238H79V235H77ZM90 236H92V234L90 235ZM103 236H105V235H103ZM123 236V235H122ZM201 236H202V234H201ZM206 236H209V235H206ZM217 235H214V237L215 238H217L216 237ZM225 235H223V237H224ZM241 236V235H240ZM3 237V236H2ZM57 237H58V235H57ZM61 237H63L62 235H61ZM69 237H70V235H69ZM93 237H94V235H93ZM99 237V238H100ZM135 237H137V236H134V238ZM141 237V236H140ZM151 237V236H150ZM150 237H149V239H150ZM165 237H167V236H165ZM165 237H163V238H165ZM196 237H198V235L196 236ZM196 237H194L195 238V241H196ZM211 237V236H210ZM251 237V236H250ZM38 238H40V237H38ZM45 238V237H44ZM46 238H47V236H46ZM76 238V237H75ZM82 238V237H81ZM88 238V237H87ZM87 238H85V240L87 239ZM92 238V237H91ZM97 238V237H96ZM95 237H94V239H96ZM98 238V239H99ZM113 238V237H112ZM120 238V237H119ZM131 238V237H130ZM137 238H139V237H137ZM136 238V239H137ZM152 238V237H151ZM155 237H153V239H154ZM178 238H180V237H178ZM201 238H203V236L201 237ZM212 238V237H211ZM241 238V237H240ZM1 239V238H0ZM35 239H36V237H35ZM34 239V240H35ZM58 239V238H57ZM60 239V238H59ZM72 239V238H71ZM114 239V238H113ZM133 239V238H132ZM140 239V238H139ZM142 239H143V236H142ZM147 238H145L144 240H145V242L147 241H149V240H146ZM158 239V238H157ZM166 239V238H165ZM171 239V238H170ZM183 239H185V238H183ZM214 239V238H213ZM219 239H221L222 240V238H220V236L218 237V239H217V241H219ZM37 240V239H36ZM40 240V239H39ZM55 240V239H54ZM64 240V239H63ZM75 240V239H74ZM84 240V239H83ZM97 240V239H96ZM107 240V239H106ZM108 240H111V239H108ZM116 240V239H115ZM114 240V241H115ZM120 240V239H119ZM122 240H123V238H122ZM134 240V239H133ZM155 240V239H154ZM154 240L152 241V242H154ZM160 240H162V239H160ZM166 240H168V239H166ZM172 240V239H171ZM175 240V239H174ZM201 240H203V239H201ZM219 241L217 244H216V242H215V246L214 245H211V243L210 242H213V241H210V242H208V240L207 241H205V240H203V242L201 241V243H199L200 245H197V244H195L197 247L199 246V248H203V249H207V252L208 251H210L209 252V258L208 257H206L205 259H204V261H203V263H209V261H211V259H213L212 258V256L214 257V255H216L217 253H218V249H220L219 247V245H222V242H225L224 240L223 241ZM264 240V239H263ZM262 240V241H263ZM43 241H44V239H43ZM57 240H55V242H56ZM89 241V240H88ZM101 241V240H100ZM112 241V240H111ZM111 241H109L110 243H111ZM116 241H118V240H116ZM115 241V242H116ZM138 241V240H137ZM157 241V240H156ZM182 241V240H181ZM192 241V242H191ZM191 243L189 244V245H193V240L191 239ZM197 241H198V239H197ZM197 241H196V243H197ZM214 241H216L215 239H214ZM37 242V241H36ZM45 242V241H44ZM67 242H69V241H67ZM94 242V241H93ZM98 242H99V240H98ZM98 242L96 241V243L98 244ZM108 242V241H107ZM108 242V243H109ZM133 242V241H132ZM136 242V241H135ZM141 242H142V240H141ZM144 242V241H143ZM151 242V243H152ZM162 243L164 242L165 243V245H167V244H169L168 242L166 243L164 240L163 241H161ZM170 242V241H169ZM171 242H173L174 243V241H171ZM175 242H176V240H175ZM185 242H187L186 240H185ZM225 242V243H226ZM39 243V242H38ZM41 243V242H40ZM56 243H59V240H58V242H56ZM63 243V242H62ZM91 243V242H90ZM104 243V242H103ZM120 242L118 241V244H119ZM125 242H123V244H124ZM129 243V242H128ZM138 243V242H137ZM140 243V242H139ZM150 243V242H149ZM172 243V244H173ZM237 243H238V245H237ZM259 243V242H258ZM257 243V244H258ZM55 244V243H54ZM54 244H53V247H55L54 246ZM64 244V243H63ZM66 244V243H65ZM68 244V243H67ZM70 244V243H69ZM84 244H85V241H84ZM83 244V245H84ZM87 244H88V242H87ZM93 244V243H92ZM116 245V246H119V245H123V244H119V245ZM127 244V243H126ZM130 244V243H129ZM133 243H131V245H132ZM135 244V243H134ZM141 244H143V243H141ZM159 244V243H158ZM177 244V243H176ZM181 244L182 243H180V245L179 246H181ZM184 244V243H183ZM186 244V243H185ZM213 244V243H212ZM255 244H253L254 246H257V245H255ZM264 244V243H263ZM262 244V245H263ZM91 245V244H90ZM106 245V244H105ZM109 246H110V244H108ZM135 245H137V244H135ZM148 245V244H147ZM164 245V246H165ZM170 245V244H169ZM169 245H167V246H169ZM189 245H187L186 244V248H185V250L187 249V246H189ZM227 245V244H226ZM225 245V246H226ZM228 245V246H229ZM260 245V244H259ZM11 246H13V244H11ZM37 246V245H36ZM39 246V245H38ZM45 246V245H44ZM62 246V245H61ZM65 246V245H64ZM75 246H77V245H75ZM79 246V245H78ZM86 246V245H85ZM93 245H91L90 246V248L92 247ZM140 246V245H139ZM146 246V245H145ZM150 246H153V247H151L152 248V250H153V257H150L149 256V258H148V256H145V255H142V257L141 258H139V259H137V260H135V259H133L132 261L130 260H125L124 259V261H121V264H186L187 262H185V261H177L176 259H172V260H169L167 257V261L165 262L164 261V259H165V254H163V252H167L166 250H164L163 252L161 251V249H159L158 248V245H156V244H154L153 243V245H150ZM162 246V245H161ZM173 246V245H172ZM182 246H185V245H182ZM181 246V247H182ZM201 246V247H200ZM223 246V245H222ZM221 246V247H222ZM47 247V246H46ZM57 247H59V244H58V246H56V248ZM68 247H70L69 245H68ZM104 248H105V246H103ZM103 247H101V249L103 248ZM108 247V246H107ZM111 247V246H110ZM110 247H108L109 249H110ZM131 247V246H130ZM144 247V246H143ZM147 247H149V246H147ZM174 247V246H173ZM227 247V246H226ZM230 247V248H231ZM55 248V249H56ZM60 248V247H59ZM59 248L56 250L57 251V254H61V253H58V251H59ZM62 248V247H61ZM65 248V247H64ZM64 248H62L63 250H64ZM72 248V247H71ZM93 248H94V246H93ZM97 248H99V245H98V247ZM97 248H96V250H92V249H90L91 251H92V253H91V255H88V257H92L93 258V260L94 259H96L97 257H98V255H101L100 254V252H99V250H97ZM135 248V247H134ZM146 248V247H145ZM158 248V249H157ZM165 248H166V246H165ZM177 247L175 246V248H172V250H171V245H170V250H169V252L170 251H173L174 249H176ZM184 247H182V249H183ZM192 248H193V246H192ZM191 247H189V249L191 250L192 249ZM195 248V247H194ZM193 248V249H194ZM213 248V249H212ZM222 248H224V247H222ZM227 248H229V247H227ZM29 249V250H30ZM38 250H40L39 248H37ZM43 249V248H42ZM46 249V248H45ZM51 249H53V248H51ZM61 249V250H62ZM66 250L68 249L67 248V246H66V248H65ZM70 249V248H69ZM81 249V248H80ZM101 249H100V251H101ZM114 249V248H113ZM115 249H116V247H115ZM124 249V248H123ZM126 249V248H125ZM128 249H130V248H128ZM131 249H132V247H131ZM144 249V248H143ZM143 249H141V248H135V249H133V250H130L129 251V259H132V258H134V257H139V255L141 256V254L140 253H143ZM192 249V250H193ZM198 249V248H197ZM212 249V250H211ZM263 249V248H262ZM62 250V251H63ZM75 250V249H74ZM79 249H77L76 251H74L75 253L74 254H76V253H79V251H78ZM86 250H89V248L88 249H86ZM106 250V249H105ZM118 250H120V248L118 249ZM121 250H122V248H121ZM163 250V249H162ZM178 250H179V248H178ZM184 250V251H185ZM191 250V251H192ZM200 250V249H199ZM221 250H223V249H221ZM225 250V249H224ZM261 250V249H260ZM37 251V250H36ZM49 251H50V249H49ZM55 251V250H54ZM70 251H71V249H70ZM70 251H68L67 253H69ZM82 251V250H81ZM85 251V250H84ZM84 251H82V252H84ZM104 251V250H103ZM114 251V250H113ZM113 251L112 252H110V253H113ZM145 251V253H146V250H144ZM149 251V250H148ZM197 251V250H196ZM195 251V252H196ZM263 251V250H262ZM35 252V251H34ZM43 252H45V251H43ZM48 252V251H47ZM64 252H66V251H64ZM64 252H62V254L64 255ZM86 252H88V251H86ZM95 252V253H94ZM115 252V251H114ZM121 252H123V250L121 251ZM120 252V253H121ZM128 252V251H127ZM149 252H151V251H149ZM200 252H202V251H200ZM207 252H206V254H207ZM221 252V251H220ZM49 253H52V252H49ZM49 253H47V254H49ZM54 253V252H53ZM81 253V252H80ZM109 253V252H108ZM109 253V254H110ZM116 253H117V251H116ZM115 253V254H116ZM158 253H160V254H158ZM172 253H174V252H171V254ZM176 253V252H175ZM174 253V254H175ZM179 253V252H178ZM177 253V254H178ZM180 253H182L181 251H180ZM185 253V252H184ZM183 253V254H184ZM190 253V252H189ZM192 253H194V251H192ZM202 253H204V252H202ZM264 252H262L261 254H263ZM2 254V252H1V246H0V255ZM30 254V253H29ZM39 254V253H38ZM47 254H44V256H46ZM74 254H72L71 256H73ZM114 254V255H115ZM127 254V253H126ZM125 253H124V255H126ZM137 254H139L138 256H137ZM151 254V253H150ZM170 253H168V255H169ZM197 254H199V253H197ZM219 254V255H220ZM26 255H28V254H26ZM25 255V256H26ZM55 255H56V253H55ZM54 255V256H55ZM81 255V254H80ZM86 254H84V256H85ZM103 255H108L107 253L106 254H103ZM119 255V254H118ZM159 255H160V257H159ZM182 255V254H181ZM180 255V256H181ZM186 255H188V254H186ZM193 255V254H192ZM196 255V254H195ZM40 256H43V255H40ZM39 256V257H40ZM52 256V255H51ZM59 256V255H58ZM70 256V257H71ZM76 256V255H75ZM167 256V255H166ZM171 256V255H170ZM180 256H179V258H180ZM184 256V255H183ZM182 256V257H183ZM190 256H191V253H190ZM30 257H33V259H32V261L31 262H28V264H37V260H38V257H37V254H35V253H33V255L32 256H30ZM47 257H49V255H47ZM62 256H60L59 258H61ZM67 257V258H66ZM65 257V259H63V260H67L66 262H68L69 263V261H70V259L71 260H73L72 258H70V257H68V256H66ZM81 257H83V255L81 256ZM81 257H77L78 259H80ZM104 257V256H103ZM115 257V259H116V256H114ZM176 257V256H175ZM188 257V256H187ZM193 257L195 258V256L193 255ZM199 256H197L196 258H198ZM201 257L202 256H200V259H201ZM220 257V256H219ZM251 257H253V256H251ZM250 257V258H251ZM262 257V256H261ZM46 258V257H45ZM44 258V259H45ZM75 258V257H74ZM100 258V257H99ZM102 258V257H101ZM111 258V257H110ZM152 258V259H151ZM170 258V257H169ZM177 258V257H176ZM184 258V257H183ZM186 258V257H185ZM184 258V259H185ZM189 258V260H190V258L191 257H188ZM208 258V259H207ZM11 259V257L10 258H8L7 259V264H8V261ZM15 259V258H14ZM19 259V258H18ZM49 259V258H48ZM48 259H46V261H48ZM50 259H51V257H50ZM53 259H55V257L53 258ZM53 259H51V260H53ZM62 259V258H61ZM77 259V260H78ZM83 259H85L86 261H87V259H86V257H84ZM88 259H90V258H88ZM98 259V258H97ZM103 259H105V258H103ZM107 259V258H106ZM105 259V260H106ZM123 259V258H122ZM252 259H255V258H252ZM258 259V258H257ZM31 260V259H30ZM40 260H41V258H40ZM82 260V259H81ZM81 260H80V262H81ZM119 260V259H118ZM166 260V259H165ZM188 260V259H187ZM195 260H197V259H195ZM215 260V259H214ZM213 260V261H214ZM256 260V259H255ZM261 260V259H260ZM18 261V260H17ZM19 261H21V260H19ZM42 261V260H41ZM40 261V262H41ZM54 261V260H53ZM52 261V262H53ZM65 261H61V262H65ZM90 261H91V259H90ZM110 261H111V259H110ZM114 261V260H113ZM254 261V260H253ZM10 262V261H9ZM16 262V261H15ZM22 262V261H21ZM45 262V261H44ZM50 262V261H49ZM57 262V261H56ZM60 262V263H61ZM78 262H79V260H78ZM84 262V261H83ZM82 262V263H83ZM99 262V261H98ZM97 262V263H98ZM109 262V260H107V262H106V264H111V263H108ZM112 262V261H111ZM193 262V261H192ZM257 262H259V260L257 261ZM260 262H262V263H259V264H263V260H261ZM11 263V262H10ZM19 263V262H18ZM46 263V262H45ZM55 263V262H54ZM58 264H59V262H57ZM77 263V262H76ZM86 263V262H85ZM91 263H93V262H91ZM95 263V262H94ZM101 263V262H100ZM102 263H104L103 261H102ZM101 263V264H102ZM114 263V262H113ZM191 263V262H190ZM207 263V264H208ZM211 263V262H210ZM216 263V262H215ZM41 264H43V263H41ZM51 264V263H50ZM53 264V263H52ZM61 264H63V263H61ZM64 264H66V263H64ZM73 264H75V263H73ZM117 264V263H116ZM192 264V263H191ZM193 264H195V262L193 263Z\"/></svg>","mask_w":264,"mask_h":264}]
</instances>
